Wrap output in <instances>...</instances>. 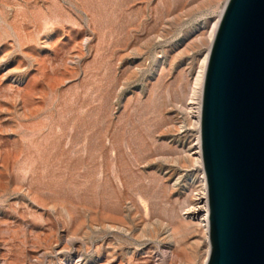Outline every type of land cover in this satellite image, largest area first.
Listing matches in <instances>:
<instances>
[{"label":"rangeland","instance_id":"rangeland-1","mask_svg":"<svg viewBox=\"0 0 264 264\" xmlns=\"http://www.w3.org/2000/svg\"><path fill=\"white\" fill-rule=\"evenodd\" d=\"M226 2L0 0V264H205L194 94Z\"/></svg>","mask_w":264,"mask_h":264},{"label":"water","instance_id":"water-1","mask_svg":"<svg viewBox=\"0 0 264 264\" xmlns=\"http://www.w3.org/2000/svg\"><path fill=\"white\" fill-rule=\"evenodd\" d=\"M207 264H264V0H228L206 68Z\"/></svg>","mask_w":264,"mask_h":264},{"label":"bare ground","instance_id":"bare-ground-1","mask_svg":"<svg viewBox=\"0 0 264 264\" xmlns=\"http://www.w3.org/2000/svg\"><path fill=\"white\" fill-rule=\"evenodd\" d=\"M227 2H228V0H227ZM227 2H226V4H227ZM224 7H226V6H224ZM224 10H225V8L223 9L218 21L213 25V28H212V31L210 34L211 46L213 44V40H214L216 32L218 30L221 18H222L223 13H224ZM209 54H210V51L208 52V54L205 57V64H204V67L201 71L200 77L198 79V87L199 88H198L197 94H194V95L198 96V104H197L198 107L195 109V111H196V119H197V128H198L200 134H201L200 129H201V116H202V110H201L202 109V95H203L204 80H205V74H206V68H207V64H208ZM195 154L197 155V162L200 164L201 168L204 171L201 135H199L198 139H197V151ZM202 184H203L202 197L199 199L200 201H199L198 205L197 206L195 205V207H193V208L188 207L189 210H187L185 214L187 216H191V218H195V219L201 218L200 222H201V224H203L202 226L205 227L206 236H207L208 241H209L210 234L208 233L206 221L210 215V209H209L208 186H207V179H206L205 173H203ZM207 249H208V251H207V257H206L205 262H204L205 264L208 263V260L210 258V254H211V248H210L209 244H208Z\"/></svg>","mask_w":264,"mask_h":264},{"label":"built area","instance_id":"built-area-1","mask_svg":"<svg viewBox=\"0 0 264 264\" xmlns=\"http://www.w3.org/2000/svg\"><path fill=\"white\" fill-rule=\"evenodd\" d=\"M202 110V109H201ZM200 132H201V129H200Z\"/></svg>","mask_w":264,"mask_h":264}]
</instances>
